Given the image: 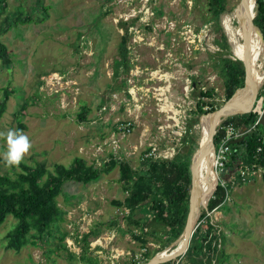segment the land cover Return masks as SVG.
Instances as JSON below:
<instances>
[{"label":"rangeland","instance_id":"rangeland-1","mask_svg":"<svg viewBox=\"0 0 264 264\" xmlns=\"http://www.w3.org/2000/svg\"><path fill=\"white\" fill-rule=\"evenodd\" d=\"M238 1L226 0L225 9ZM255 1L244 2V8L254 4L253 15ZM42 4L46 16L38 23L5 25L15 15L39 16L35 0H6L0 11V42L8 53V63L0 61V173L13 175L20 163L41 164L51 172L54 163L67 166L75 156L92 163L98 143L103 146L102 156L127 158L136 167L150 140L158 149L172 146L173 154L184 148L179 138L198 98L196 90L187 92V83L191 87L195 79L199 88H210L211 96L200 98L216 108L226 102L221 79L211 67L213 53L220 49L205 0H43ZM225 14L220 15V25ZM122 35L129 69L120 74L125 83L116 87L112 62L118 58ZM224 56L238 59L231 47ZM261 83L253 87L262 91ZM52 89H64L63 96ZM242 93L241 87L238 94ZM253 100L252 95L249 107ZM83 105L88 111L85 120L79 121L76 113ZM127 121L129 132L122 136L116 126ZM9 130L26 135L31 147L18 164L6 166L3 154ZM192 134L197 142L192 153L198 155V123L192 126ZM109 138H117L116 145L109 144ZM117 175L113 167L85 184L65 181L56 196L61 219L40 240L17 250L5 247V234L16 222L6 214L0 223V264H83L79 259L83 250L86 258L98 264L94 253L98 249L99 264H124L130 254L142 257L143 247L111 204L124 195ZM227 184L235 187H228V199L217 208L222 212L231 206L218 224L222 248L218 264H264V182L235 177ZM130 230L139 235L138 228ZM84 234L86 249L81 241ZM146 239L149 254L172 242L167 250L181 243L179 235L160 249L158 238ZM115 249L122 255L115 256Z\"/></svg>","mask_w":264,"mask_h":264},{"label":"trees","instance_id":"trees-1","mask_svg":"<svg viewBox=\"0 0 264 264\" xmlns=\"http://www.w3.org/2000/svg\"><path fill=\"white\" fill-rule=\"evenodd\" d=\"M5 1L0 0V11ZM35 2L40 7L39 16L32 18L28 15H15L6 21L5 25L9 27L11 24L43 21L46 16L43 0H35ZM205 3L209 12L208 20L212 22L214 28L215 43L220 49L213 53L211 67L221 79L223 100L226 101L234 90L243 85L244 64L239 59H231L224 55L230 52V47L232 50L250 49L263 53L264 46L261 45L257 35L247 31L242 22L232 27H223L226 38L219 19L221 14L230 13L231 8L225 9L226 0H205ZM255 3L252 23L264 40V1L256 0ZM125 43L126 36L122 35L118 42V58L113 59L112 62V75L114 78L118 77L116 87L125 83V79L121 78L120 74L121 72L126 73L129 69ZM7 54L4 45L0 42L2 63H8ZM191 85L198 96L194 103V115L185 123L184 135L179 138L184 148L180 152L176 151L170 158L141 156L138 165L133 167L127 158H120L113 154H109V157L100 165H95L94 162L87 163L80 156H75L67 166L54 163L51 172L41 164L30 166L20 163L19 170L14 171L13 175L0 173V223L6 214H10L16 220L13 228L5 234L7 239L5 247L17 250L29 241L33 243L40 240L42 234L47 232L55 221L61 219L62 211L57 204L56 196L61 193L65 181L85 184L96 180L100 174L109 172L113 167L117 168L116 180L124 195L121 200H112L111 204L119 210L126 225L125 229L144 249L141 253L142 257H130V261L124 264L143 263L154 254L147 252L146 236L151 239L158 238L160 249L179 236L187 213L191 183L189 166L198 156L192 153L197 146L192 134V126L199 122L202 114L216 109V106L200 98L210 97L212 91L210 88L207 90L199 88L195 79L192 80ZM261 85L264 86V81ZM253 92H255L253 104L245 112L225 116L220 123L230 122L235 127H248L257 114L256 100L258 97L264 99V90L255 89L254 91L252 87V95ZM246 105L247 103L239 110L245 108ZM2 107L3 100L0 102V111ZM87 111L88 108L81 106L79 112L76 113L79 121L85 120ZM263 128V125H256V129L244 134L241 140L232 144L235 150L233 157H240L241 165L253 167L264 165V142L260 141ZM221 132L222 130L215 128L211 137L213 144ZM259 145L260 150H256ZM234 181L235 178L231 179L230 183ZM223 195V189L216 185L206 200L205 208H199L198 216L194 221H201L193 230L186 251L180 257H174L158 264H218L220 262L222 248L221 244L219 246L218 239L219 222H211L210 215H205V213L218 205ZM131 226L139 229V235L131 232ZM160 232L162 236L158 237L157 234ZM86 236L84 234L81 237L82 248L85 249L87 247ZM62 245L64 246V243ZM83 253L84 250L79 254V259L84 261L83 264H96L86 258Z\"/></svg>","mask_w":264,"mask_h":264},{"label":"built area","instance_id":"built-area-1","mask_svg":"<svg viewBox=\"0 0 264 264\" xmlns=\"http://www.w3.org/2000/svg\"><path fill=\"white\" fill-rule=\"evenodd\" d=\"M262 1H264V0H262ZM63 78H65V77L63 76ZM71 84L72 83H69V86H71ZM188 84L189 83H187V87H188L187 92L190 89H192V85L190 84L191 87H189ZM63 90L64 89H62V90L52 89L50 91L53 93L61 92V96H63L62 95ZM111 96H112V98H115L114 94H111ZM256 106H257V114L255 116L254 121L248 127H245V126L235 127L230 122L221 124L220 121L223 117L218 118L216 123L213 125L214 130L217 127L220 130H222V132L217 137L215 144H213V153H212V161H211L212 171H211V178H210L211 181H213V183H212L211 189L213 188V190H214L215 186L218 185L223 189L224 195H223V198L220 201V203L218 205L214 206L213 208H211L209 211H207L205 213V215L209 216L212 213L214 214V212H216V209L223 202H225L228 199L229 189H228L227 182L230 183L231 179H233L235 177H237L239 180H243L244 178H249V179L260 178L264 182V165L258 166V167L241 165L242 160H240V157H237V158L233 157V153L235 150L232 147L233 143L230 142L231 139H235L239 136L243 137L244 134L250 132L251 130L256 129V125L259 124L258 119H259L260 115L264 112V99H262L261 97H258V101H256ZM129 127H130L129 121H127L125 123L120 122L116 126L117 132L122 136H124L127 132H129ZM158 130L160 132V129H158ZM161 130H163V129H161ZM184 130H185V127L182 130V134L184 133ZM182 134L180 133V134H178V136L182 135ZM260 141H261V143L264 142V128H263L261 135H260ZM108 142H109V144L116 145L117 138H114V140H112V141L109 138ZM103 143H105V142H103ZM106 145H107V142H106ZM157 145L158 144L154 140H150V142L147 143V149L145 150L146 152L143 153V157L168 158V157L172 156V154H173L172 146L165 145L162 149H158ZM260 148L261 147L259 145L256 147V150H260ZM102 151H103V146L99 143L93 147L92 155L94 156L93 161H94L95 165H100V163L103 160L107 159L106 157L101 155ZM109 151H111V150H109ZM213 190L211 191V194H212ZM200 221H198L196 223L195 227L197 226V224ZM69 244H72V242L69 241ZM98 247H102V246L99 245ZM143 251H144V249H143ZM114 252L116 253L115 256H117V257L122 255V251H117V249H115ZM94 253H96V256L98 257L97 258L98 262L100 263V261H99L100 249L94 250ZM129 256L132 257V254H130ZM134 257L138 258L135 255H134Z\"/></svg>","mask_w":264,"mask_h":264},{"label":"bare ground","instance_id":"bare-ground-1","mask_svg":"<svg viewBox=\"0 0 264 264\" xmlns=\"http://www.w3.org/2000/svg\"><path fill=\"white\" fill-rule=\"evenodd\" d=\"M246 7L247 8L241 13L240 17L237 15L238 11L235 10L233 7L231 9L230 13L225 14L221 17V26L222 27H224V26H230L231 27V26H233L232 24L235 25V24L243 22V21L245 22L246 21L245 13L247 12L248 9H250L248 6H246ZM233 20H234V22H233ZM232 53L235 57L240 58V59H244L246 62H248L250 64L251 73H250L249 91L247 93H242L241 95L234 94V96L226 104V111H225L226 113L224 115H222V117L229 115L231 113H234V112L244 111L245 109H247L249 107V105L251 103V99H252V87L255 85L258 86L259 83L264 81V67H263L264 62L261 61L262 53H258L256 51H253L250 49L232 50ZM245 103H247L246 107L239 110ZM213 119H215V118H213L212 114H209V115H207V117L203 118V122L201 123V125H199L200 143H201V146L199 149V154H201V155L199 156V154H198L197 158L193 162V164H194L193 176L195 179L194 181L196 184V188L198 189L199 192H203V190H204L205 193H209V191L211 190V187H212V183H213V181H211V179H210L211 178L210 162L212 160L211 159L212 158V152L210 149H207V146H206L207 139H208L209 134H210V129L212 128L211 121ZM205 172L207 173V176L209 179L206 178ZM205 182H206V184H205ZM172 250H174V249H172ZM172 250H167L165 252H161L160 254H158L159 258L167 257L168 252H171Z\"/></svg>","mask_w":264,"mask_h":264},{"label":"water","instance_id":"water-1","mask_svg":"<svg viewBox=\"0 0 264 264\" xmlns=\"http://www.w3.org/2000/svg\"><path fill=\"white\" fill-rule=\"evenodd\" d=\"M245 1L246 0H239L237 5L234 7V9L238 11L237 15L239 17L241 15V13L246 9V8H244L245 7V5H244ZM249 8L250 9H248L247 12L245 13L246 21L245 22L243 21L242 24L245 26L247 31H250L253 34L257 35L261 44H263L262 37L260 36L256 27L252 23L253 6L249 7ZM238 59L241 60L244 64L242 92L247 93L249 91L251 67H250V64L248 62H246L244 59H240V58H238ZM239 89L234 90L233 94L229 97V99L226 100V102L223 103L221 106H219L218 108H216L210 112L202 114L200 116V120H199L198 124L201 125V123L203 122V118L207 117V115H209V114H212L213 118H215L217 120H218V118H220V116L222 117V115H224L226 113L225 112L226 111V104L234 96V94H238ZM253 89L255 91L254 87H253ZM254 95H255V92H253V98H254ZM247 109H245L244 111L234 112V113H231L229 115L237 114V113L239 114V113L245 112ZM226 116H228V115H226ZM258 122H259V124L264 126V112L260 115ZM213 131H214V127L212 126V128L210 129V134H209V137L207 139V144H206L207 149H210L212 153H213V143H212L211 137H212ZM241 139H242V136H239L235 139H231L230 142L235 143ZM200 155L201 154H199V156ZM210 168H211V162H210ZM193 170H194V164L192 162V164L190 166V171H189L190 176H191V183H190V191H189L188 202H187V213L185 216V221L183 224L182 231L179 234L180 238H181V243L176 248H174V250H172L171 252H168L167 257L159 258L158 254H160L161 252L167 251V249L170 247V245L173 244L174 242L169 244L168 245L169 247H165L164 249H162V251L158 252L157 254L152 255L149 259H147L145 262H143L141 264H158V263L164 262L166 260H171L174 257H180L186 251L188 244H189L191 234H192V232L195 228V225L197 223L194 220L198 216L199 208L200 207L205 208L206 200L209 197V195L211 194V191L213 190V188H212L209 191V193H205L204 190H203V192H199L198 189L196 188V184L194 181L195 179L193 176ZM211 171H212V169H211ZM205 175H206V178L209 179L206 172H205Z\"/></svg>","mask_w":264,"mask_h":264},{"label":"clouds","instance_id":"clouds-1","mask_svg":"<svg viewBox=\"0 0 264 264\" xmlns=\"http://www.w3.org/2000/svg\"><path fill=\"white\" fill-rule=\"evenodd\" d=\"M6 144L7 151L3 154L6 166L18 164L23 155L27 153L31 147L30 141L26 135L13 130L7 132Z\"/></svg>","mask_w":264,"mask_h":264},{"label":"crops","instance_id":"crops-1","mask_svg":"<svg viewBox=\"0 0 264 264\" xmlns=\"http://www.w3.org/2000/svg\"><path fill=\"white\" fill-rule=\"evenodd\" d=\"M225 27V26H224ZM230 27V26H229ZM232 27V26H231ZM234 184H229V186H230V189L232 190V187H235V186H233ZM230 200H232V199H230ZM230 208L231 206H230V204H228V205H226V207H225V209L224 210H222V212H219L218 211V209H216V213H214L213 214V216H211L210 215V220H211V222H214V221H218V222H221V219H224L226 216H225V211L227 210V208ZM215 218L217 219V220H215ZM225 236V235H224ZM219 239V238H218ZM219 246H220V244H219Z\"/></svg>","mask_w":264,"mask_h":264}]
</instances>
